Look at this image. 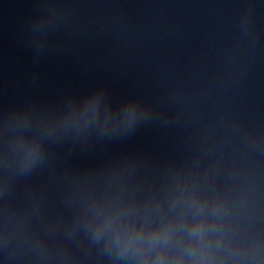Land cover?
<instances>
[{
  "label": "water",
  "instance_id": "obj_1",
  "mask_svg": "<svg viewBox=\"0 0 264 264\" xmlns=\"http://www.w3.org/2000/svg\"><path fill=\"white\" fill-rule=\"evenodd\" d=\"M0 264H264V0H0Z\"/></svg>",
  "mask_w": 264,
  "mask_h": 264
}]
</instances>
